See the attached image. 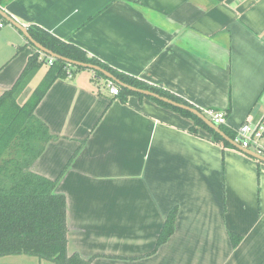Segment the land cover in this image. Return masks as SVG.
I'll use <instances>...</instances> for the list:
<instances>
[{"label":"crops","instance_id":"obj_1","mask_svg":"<svg viewBox=\"0 0 264 264\" xmlns=\"http://www.w3.org/2000/svg\"><path fill=\"white\" fill-rule=\"evenodd\" d=\"M0 8L205 116L222 112L236 135L244 124L264 125V0H10ZM0 23L1 98L39 52ZM48 60L40 53L46 62L7 103L32 99ZM69 72L29 119L42 134L30 171L57 182L55 193L66 198L69 256L92 264H264V162L215 142L154 97L117 96L111 84L123 86L97 71ZM175 209V232L157 249ZM231 234L240 236L237 247Z\"/></svg>","mask_w":264,"mask_h":264},{"label":"trees","instance_id":"obj_2","mask_svg":"<svg viewBox=\"0 0 264 264\" xmlns=\"http://www.w3.org/2000/svg\"><path fill=\"white\" fill-rule=\"evenodd\" d=\"M8 1L10 0H0V6L4 7ZM28 31L38 43L60 56L99 66L128 86L147 90L192 107L187 101L168 91H163L113 70L99 60L89 57L81 48L64 42L39 27L32 26L28 28ZM28 44L35 48L32 43L28 42ZM39 57L40 52L30 59L13 89L0 98V111L5 109L7 113L6 116L0 117V258L26 255L51 260L56 264H92V260H85L78 254L68 255L66 198L55 193L57 182L44 179L30 171V166L40 156V148L37 151L34 149L36 146H40L42 134L39 130L34 131L29 119L52 84L65 76L68 71L71 72L75 66L53 58L54 63L50 65L44 85L34 92L32 99L26 105L16 108L12 102L7 103L10 99L15 100L29 76L46 62H40ZM97 74L104 76L100 72ZM116 86L120 89L119 95L122 93L125 95L139 94ZM155 100L163 106L193 118L196 126H201L213 134L215 142L233 148L232 144L192 113ZM223 126L219 125L220 129L232 140H236L238 134L236 135ZM18 133L21 137L16 139ZM176 219L177 209L170 213L157 249L174 234ZM231 238L234 247H237L240 243V236L231 234Z\"/></svg>","mask_w":264,"mask_h":264},{"label":"water","instance_id":"obj_3","mask_svg":"<svg viewBox=\"0 0 264 264\" xmlns=\"http://www.w3.org/2000/svg\"><path fill=\"white\" fill-rule=\"evenodd\" d=\"M0 16L11 26H14L15 28H17L18 30H20L24 36L28 39V41L30 43H32L35 48L41 53L44 54L46 56H49L51 58H54L56 60H61L64 61L66 63H68L70 66H75V67H80V68H88L97 72H100L102 74H104V76H106L107 78L121 84L124 88L129 89L131 91L137 92L139 94H143L146 96H151L154 97L156 99H159L160 101L167 103L169 105H172L173 107L188 111L190 113H192L193 115H195L196 117H198L200 120H202L209 128H211L212 130H214L216 133H218L220 136H222L226 141H228L230 144H232L233 146L239 148L240 150H242L243 152H245L246 154L252 156L255 159H258L261 162H264V156H261L251 150L248 149H244L242 148V146L236 142L235 140H232L230 137H228L221 129L219 126H217L216 124H214V122H212L210 119H208L203 113L199 112L198 110L188 107L186 105L177 103L171 99L162 97L156 93L150 92V91H146V90H141V89H137L128 85H125L123 83H121L120 81H118L111 73H109L108 71L102 69L99 66L93 65V64H86V63H82V62H78L69 58H65L63 56H60L52 51H50L49 49L45 48L44 46H42L40 43H38L35 39H33V37L30 35L28 29L26 27H24L23 25H21L20 23H18L17 21H15L13 18H11L5 11H3L0 8Z\"/></svg>","mask_w":264,"mask_h":264},{"label":"built area","instance_id":"obj_4","mask_svg":"<svg viewBox=\"0 0 264 264\" xmlns=\"http://www.w3.org/2000/svg\"><path fill=\"white\" fill-rule=\"evenodd\" d=\"M4 27V23H0V28ZM49 65H53L54 59L49 58ZM111 93L114 95L120 94V89L113 83L111 84ZM208 115L211 117L212 122L219 125H224L226 123V116L222 112L209 111ZM237 139L242 148L251 150L261 156H264V125L258 123L256 125H251L250 123L241 126L237 132Z\"/></svg>","mask_w":264,"mask_h":264},{"label":"rangeland","instance_id":"obj_5","mask_svg":"<svg viewBox=\"0 0 264 264\" xmlns=\"http://www.w3.org/2000/svg\"><path fill=\"white\" fill-rule=\"evenodd\" d=\"M75 69V68H74ZM42 77L36 78L32 86L35 87L39 85L40 81L42 80ZM208 116V115H206ZM38 147L34 149V151H37ZM0 264H56L55 262L51 260H45L40 257H30L26 255H19V256H5L0 258Z\"/></svg>","mask_w":264,"mask_h":264}]
</instances>
